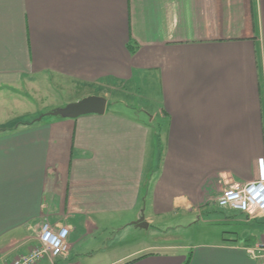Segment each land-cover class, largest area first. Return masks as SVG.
Masks as SVG:
<instances>
[{"label":"crops","instance_id":"1","mask_svg":"<svg viewBox=\"0 0 264 264\" xmlns=\"http://www.w3.org/2000/svg\"><path fill=\"white\" fill-rule=\"evenodd\" d=\"M45 78L80 94L11 113L8 93ZM139 81L153 95L148 121L110 108H130L116 97L138 95ZM89 95L105 98L102 114L35 120ZM0 112V264L34 247L45 222L69 227L54 264H256L243 247L263 234L200 243L187 255L135 247L133 230L112 253L96 237L128 233L144 201L147 228L152 214L200 216L225 186L255 177L264 158V0H0ZM155 120L165 123V146L151 186Z\"/></svg>","mask_w":264,"mask_h":264},{"label":"rangeland","instance_id":"2","mask_svg":"<svg viewBox=\"0 0 264 264\" xmlns=\"http://www.w3.org/2000/svg\"><path fill=\"white\" fill-rule=\"evenodd\" d=\"M46 80V78L44 80H41L42 82L39 83L40 87H26L27 89L25 88L23 90L12 91L10 92V94L8 93V101L6 103V107L9 108L11 113H22L28 111L31 112L50 105H58L59 103L64 102L66 98H69L70 96L75 97L80 94L78 93V91H74V93H71L69 89H57L56 91V86L53 84L54 82L50 83ZM41 83L43 85H41ZM141 83L142 81H139L138 83V86L140 88V93H138V95L133 93L134 95L131 96L128 94L120 93L116 97V99L124 100L130 108L123 107L119 102H111L110 108L128 113L136 119L148 121V117L145 115L144 109L149 108L148 104L145 102L146 100L150 101V99H153V95L150 93L148 94V91ZM60 84L63 85L59 86H72L69 84V82ZM78 88L79 86L74 87L75 90H77ZM14 97L25 102L23 103L24 105L15 106L13 103H8L11 100L15 99ZM50 111L51 110L42 112L41 114L36 116V118ZM27 114L28 113H26L25 115ZM6 115H8L7 112ZM6 115L4 114L3 117H6ZM0 119H2V115H0ZM156 122L160 121L155 120V122L152 123L151 128H153L154 126L152 135L153 140L150 141V144L148 146L147 158L145 162V176L148 175L150 171H152L154 175L152 177V179H154H151L150 181L151 186L153 181L155 180V177L159 173V169L161 167L162 150L165 146V123L164 121H162V126L160 128H156ZM157 131H159L158 134H156ZM145 183L147 184V181ZM146 205V212L149 213L150 208L148 197H146ZM144 208L145 201L141 207V210H143V215L145 212ZM206 209L207 211H203L200 216L197 214L186 215L182 214L181 212L176 213V215L165 213L162 215L154 216L155 214H152L154 217V223L150 228H136L133 225V229L129 227L131 229L128 230V233H122L117 237H111L113 231L107 229L106 231L100 232V235L96 237V239L98 238L100 241H106V243L110 241V253H112L117 244H119L118 241L125 240L126 236H128L129 239L131 236L130 230H133V246L135 247H147V245H170L168 248L160 247L155 249L154 251L171 255H187L194 245L205 242H218L222 240L223 237L225 239H228L229 237H242L244 233H246V235H251L252 237H259L261 234L264 235V219L252 220L250 218L243 217L235 212L232 213L226 210H221L215 205H210L206 207ZM224 216L226 218H229L230 220H225ZM232 231H236V234L234 235Z\"/></svg>","mask_w":264,"mask_h":264},{"label":"built area","instance_id":"3","mask_svg":"<svg viewBox=\"0 0 264 264\" xmlns=\"http://www.w3.org/2000/svg\"><path fill=\"white\" fill-rule=\"evenodd\" d=\"M208 204L242 213L250 219H264V158L257 159L256 175L252 180L225 186ZM68 235V226L55 229L46 222L42 223L37 244L27 253L14 258L10 264H35L43 258H48L50 264H54L55 259L67 252ZM243 249L256 264H264V239Z\"/></svg>","mask_w":264,"mask_h":264},{"label":"water","instance_id":"4","mask_svg":"<svg viewBox=\"0 0 264 264\" xmlns=\"http://www.w3.org/2000/svg\"><path fill=\"white\" fill-rule=\"evenodd\" d=\"M106 100L102 96L89 95L85 96L77 101L70 102L61 108H56L51 110L50 112L44 115H52V116H61L74 118L79 115L87 114V113H97L102 114L105 110ZM43 115H40L35 120L39 121ZM133 225L140 228H147L148 223L144 220V215H142L135 221H133Z\"/></svg>","mask_w":264,"mask_h":264}]
</instances>
